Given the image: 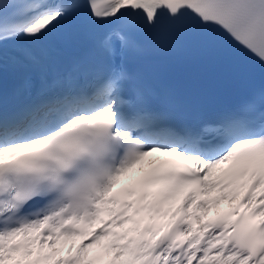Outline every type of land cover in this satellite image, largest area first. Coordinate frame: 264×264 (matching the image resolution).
Here are the masks:
<instances>
[{
    "label": "snow or ice",
    "instance_id": "6c2138e0",
    "mask_svg": "<svg viewBox=\"0 0 264 264\" xmlns=\"http://www.w3.org/2000/svg\"><path fill=\"white\" fill-rule=\"evenodd\" d=\"M76 17L105 58L227 34L264 62V0H0V264H264V91L182 129L122 66L8 104L7 51Z\"/></svg>",
    "mask_w": 264,
    "mask_h": 264
}]
</instances>
